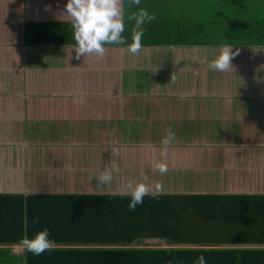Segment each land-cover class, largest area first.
<instances>
[{
	"label": "crops",
	"instance_id": "0c3cea01",
	"mask_svg": "<svg viewBox=\"0 0 264 264\" xmlns=\"http://www.w3.org/2000/svg\"><path fill=\"white\" fill-rule=\"evenodd\" d=\"M65 3L0 0V194H112L143 181L157 194L226 197L204 215L188 210L193 226L227 239L246 231L248 201L227 203L264 196V0H121L126 39L79 58ZM140 8L153 19L132 53L128 17ZM223 44L240 49L233 69H210ZM258 221L250 231L261 236L264 213ZM0 248L10 249L0 263L26 264L21 245Z\"/></svg>",
	"mask_w": 264,
	"mask_h": 264
},
{
	"label": "trees",
	"instance_id": "16d2710c",
	"mask_svg": "<svg viewBox=\"0 0 264 264\" xmlns=\"http://www.w3.org/2000/svg\"><path fill=\"white\" fill-rule=\"evenodd\" d=\"M178 33V37L188 35L185 28ZM181 40L178 43H186ZM252 198L260 202L249 200ZM128 199L112 194L26 197L0 194V247L20 245L25 232L31 237L47 227L55 241L54 247L38 255L26 250V264H194L201 254L206 264H264V250L231 248L232 243L247 246L264 243V233L260 236L250 231L251 226L263 221L258 220L264 213V196L230 197L232 202L227 204L248 201L246 221L248 219L250 225L246 231L244 224L239 225L243 231L231 233L228 239L221 234L210 236L197 231L200 227L193 226L194 219L188 211H203L204 215L211 207H222L220 202L226 197L149 194L134 209L128 208ZM232 210L228 206V211ZM222 214L224 217L228 214L226 207ZM25 215L27 225L23 223ZM230 220L227 215V221ZM145 241L155 242L154 247H140ZM161 243L168 247H162ZM207 244L228 247L193 248ZM9 252V248H0V259ZM0 264L8 263L1 261Z\"/></svg>",
	"mask_w": 264,
	"mask_h": 264
},
{
	"label": "clouds",
	"instance_id": "9594fccd",
	"mask_svg": "<svg viewBox=\"0 0 264 264\" xmlns=\"http://www.w3.org/2000/svg\"><path fill=\"white\" fill-rule=\"evenodd\" d=\"M135 2L138 4L139 0H135ZM63 13L71 21L73 38L76 43L70 47L74 49L77 58L86 53H95L97 56H103L108 45L120 44L126 39L122 35L126 24L121 0H66ZM128 19L134 20L135 23L132 42L127 44L126 47L129 52L135 53L141 48V37L144 31L142 25L151 21L153 14L145 8H140L137 12L132 13ZM249 47L257 50L256 46ZM239 51V48L233 49L232 44L221 45L218 54L207 62L208 67L220 72L233 69L231 58L237 55ZM174 138L175 133L169 129L166 135L161 138V143L167 145ZM153 167L161 173L167 170V165L159 161L155 162ZM114 170L118 171L115 164H113L112 169H102L96 177L97 182H102L101 184L111 182ZM156 187L158 188L159 186L157 185ZM149 194L156 196L157 192L152 191L150 186L143 181L135 183L129 181L123 189L112 193L113 196L128 197L127 206L129 209H134ZM33 222H35V218H33ZM23 223L27 225V215L24 216ZM54 243L55 241L50 237L47 227L41 228L31 237L25 232L20 238V245L34 255L52 249ZM194 264H206L204 255H199Z\"/></svg>",
	"mask_w": 264,
	"mask_h": 264
}]
</instances>
